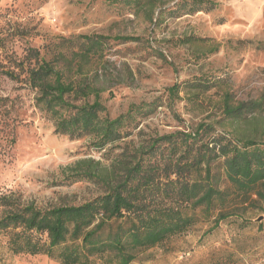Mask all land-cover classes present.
I'll list each match as a JSON object with an SVG mask.
<instances>
[{
    "label": "rangeland",
    "instance_id": "obj_1",
    "mask_svg": "<svg viewBox=\"0 0 264 264\" xmlns=\"http://www.w3.org/2000/svg\"><path fill=\"white\" fill-rule=\"evenodd\" d=\"M155 1L157 8L135 15L125 0H0L3 69L20 62L31 48L67 82L81 80L98 89L110 119L125 114L130 105H162L150 116L136 118L131 138L99 152L90 147V138L71 140L54 133L23 74L19 81L0 75V197L38 208L77 206L101 193L94 183L68 179L81 161H99L110 169L119 153L129 156L150 139L199 126L229 138L248 133L247 122L225 118L222 99L229 93L231 103L254 101L264 93V0H210L214 8L191 15L184 13L194 0ZM159 9L164 13L156 21ZM80 35L140 40H108L102 55L82 58L61 42ZM195 83L208 90L193 88ZM173 85H179L178 98L169 95ZM251 124L258 128L256 139L264 141V111ZM237 210L214 229L212 218L200 219L132 264H203L221 253L232 254L229 264H264V206ZM0 264L58 263L43 255H12L7 236L0 233Z\"/></svg>",
    "mask_w": 264,
    "mask_h": 264
},
{
    "label": "trees",
    "instance_id": "obj_2",
    "mask_svg": "<svg viewBox=\"0 0 264 264\" xmlns=\"http://www.w3.org/2000/svg\"><path fill=\"white\" fill-rule=\"evenodd\" d=\"M125 1L135 15L157 8L155 0ZM214 6L210 0H194L184 15ZM163 13L159 9L156 21ZM108 40L125 44L140 39L80 35L61 42L70 53L90 58L102 55ZM0 68V75L13 81L24 75V83L34 91L35 106L52 122L56 135L90 138V147L99 152L131 138L136 118H146L162 106L156 101L130 105L125 114L110 119L104 115L98 89L81 80L67 82L55 65L31 48L20 62ZM192 87L208 90L201 83ZM178 94L179 85H173L169 95ZM230 96L223 95L222 112L232 123L247 122L248 133L229 138L199 126L189 133L150 139L129 156L119 153L110 169L99 161H81L68 179L94 183L101 193L77 206L38 208L0 197V233L7 236L10 253L43 255L58 264H132L200 219L212 218L214 229L237 215L238 207L264 206V141L256 139L258 128L251 124L264 111V93L257 100L237 103H231ZM231 257L213 254L203 264H229Z\"/></svg>",
    "mask_w": 264,
    "mask_h": 264
}]
</instances>
